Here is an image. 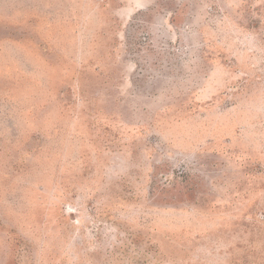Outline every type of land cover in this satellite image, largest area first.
<instances>
[{
  "label": "rangeland",
  "instance_id": "rangeland-1",
  "mask_svg": "<svg viewBox=\"0 0 264 264\" xmlns=\"http://www.w3.org/2000/svg\"><path fill=\"white\" fill-rule=\"evenodd\" d=\"M0 264H264V0H0Z\"/></svg>",
  "mask_w": 264,
  "mask_h": 264
}]
</instances>
